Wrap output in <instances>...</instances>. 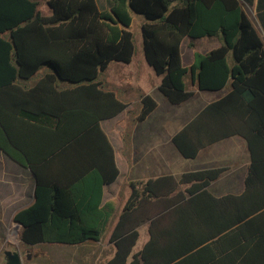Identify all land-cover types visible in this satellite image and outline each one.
<instances>
[{"label":"trees","instance_id":"obj_1","mask_svg":"<svg viewBox=\"0 0 264 264\" xmlns=\"http://www.w3.org/2000/svg\"><path fill=\"white\" fill-rule=\"evenodd\" d=\"M42 1L0 0V150L35 179L32 202L12 215L20 243L81 244L105 232L115 200L102 202L104 187L119 168L101 123L128 103L100 74L112 61H132L128 26L139 13L144 59L169 103L193 96L185 76L202 91L226 89L171 137L175 149L194 158L238 136L250 163L238 194L209 190L222 166L130 181L103 264H264V38L242 0H110L107 9L96 0H44L50 14ZM257 16L264 27V0ZM218 32L222 44L183 65L184 38L193 48ZM156 107L142 95L132 120ZM144 224L148 238L134 250Z\"/></svg>","mask_w":264,"mask_h":264},{"label":"rangeland","instance_id":"obj_2","mask_svg":"<svg viewBox=\"0 0 264 264\" xmlns=\"http://www.w3.org/2000/svg\"><path fill=\"white\" fill-rule=\"evenodd\" d=\"M97 5L100 9H107L110 5V0H96ZM243 2V1H242ZM171 3L169 6L175 4ZM243 10L249 15L254 25L259 29L261 35L264 38V34L261 31L257 16L253 5L242 3ZM40 9L45 14H50L51 11L47 4L43 0ZM145 20L144 16L139 13H132V21L128 28L133 34L134 43V55L130 64L112 61L108 67L100 74V78L110 87H115L119 96L125 100L131 101L132 106H128V113L126 110L123 111L121 118L104 120L103 127L110 137L113 145L117 151L118 162L122 164L124 157L122 155V146L125 145V140L129 145V150L134 152L136 158L151 160L150 163L141 162L135 165L137 172L131 171L127 173L126 182L128 183L132 179L153 177L158 174L172 173L176 176L187 169H198L208 166H214L220 162L215 161L214 157L209 160L205 156L196 158H183L176 151L171 142H168L166 151H168L167 159L162 164H155L156 156L142 155L144 154L141 145L152 141L156 136L167 139L174 131H176L184 122L193 117L206 102L207 98L217 93V97L223 93L226 89L221 92L217 91H203L204 96H196L191 100H187L180 104H171L167 99L159 92L155 87L156 79L159 80V75L155 73L153 68L147 64L144 60L141 43L140 24ZM190 42V38H185L186 41ZM219 40L221 44L224 42L222 34L220 32L213 35H205L193 40L194 51L199 52L204 45L215 44ZM188 42V43H189ZM186 44H184V48ZM191 48V47H189ZM192 49V48H191ZM137 67L143 72V78H138ZM185 87L187 89H193L194 86L189 76L184 78ZM142 88L144 91L150 90L151 94L156 97L157 107L151 112L145 120L137 122L132 120L134 105H138L139 89ZM214 93V94H213ZM245 97H248V93H245ZM128 113V114H127ZM123 140V144L121 139ZM239 139L238 137H231ZM224 142V141H222ZM226 143V142H225ZM206 150V149H205ZM206 153L209 150H206ZM245 153V148L243 149ZM7 157V156H6ZM215 159H218L215 158ZM0 172L5 173L9 179H14V169L8 158L2 159L0 157ZM7 173V174H6ZM4 175V174H1ZM123 176V175H121ZM0 183H4L3 178L0 179ZM8 183H11L10 180ZM128 189L125 184L119 185V200L118 205L122 204L125 200L123 191ZM9 204L5 211V217L9 208ZM13 215V214H12ZM0 216H1V202H0ZM114 216L110 219L105 232L101 236V240L98 243L85 242L81 244H50V243H39L32 246H26L20 243L18 238V232L20 226L16 225L12 216L8 219H0V263L2 261L3 251L7 249H17L23 258L22 264H103V262L112 254L113 247L105 246L108 244L107 232L110 230ZM142 231L146 233L147 226L144 224L141 226ZM140 244V240L137 241L136 247ZM98 248L100 249L98 252ZM95 249V250H94Z\"/></svg>","mask_w":264,"mask_h":264},{"label":"crops","instance_id":"obj_3","mask_svg":"<svg viewBox=\"0 0 264 264\" xmlns=\"http://www.w3.org/2000/svg\"><path fill=\"white\" fill-rule=\"evenodd\" d=\"M242 1L245 2L246 4L253 5L256 16H257V0H252L251 2H247L246 0H242ZM257 21L259 23V26L261 28L262 33L264 34V27L261 25V22H260L258 16H257ZM188 42L189 41L187 40L185 43V38H184L182 43H181V59H182V63L184 66H189L193 63V61H195L194 49L189 48ZM193 43H196V42H193ZM184 44H186L185 48H184ZM220 44H221V42L219 40H217V42L215 44H211V45L208 44L207 46L204 45V47L201 50H199V53H202V54L206 53L210 49L217 47ZM143 57H144V55H143ZM130 63H128V64H130ZM136 70H137L136 76H138V78L142 79L143 78L142 70L138 67ZM159 82H160V77H159V80L156 79V83H155L156 88H157ZM191 82H192L194 88L189 89V90H193L194 94L190 98V100L196 96H204L203 94H205V93L202 90H199L197 88L196 84L192 80H191ZM110 88H112L115 91V93L117 94V96L119 98L126 101L128 103V106H132L131 101L125 100L124 98H122L121 96L118 95L115 87H110ZM139 92L140 93H139L138 98H137L138 105H134L136 108L139 107V101H140V97L142 95L150 94L151 96H153L151 94L150 90L144 91L142 88H140ZM155 98L156 97H154V99ZM216 98H217V93L215 95H211L210 97H208L206 102L200 108V110L207 103L215 100ZM156 102H157V100H156ZM122 113L123 112L119 113L116 117H114L112 119H117V118L120 119L122 116ZM193 117H191L190 119H192ZM112 119H107V120H112ZM190 119H188L186 122H184L170 136H167V139H165L163 137L156 136L152 141H149L147 143H143L141 145V147H142L143 151L147 150V152H144V154H142V155L143 156L144 155L152 156V154L155 155L156 156L155 164H162L163 162H165L167 159V155H168V151H166V147L168 146V142L169 141L171 142V137L180 128H182V126L184 124H186ZM102 123H103V121H102ZM102 127H103V124H102ZM103 129H104V127H103ZM231 137H238V136H231ZM231 137L223 139V140L218 141V142H215L209 146H206V147L200 149L198 151L197 155L194 157V158H196V157L200 156L201 154H203L201 156H205L207 158V160H209L210 158L212 159L214 157L215 161L220 162L219 164L214 165V166H208V167H203V168H198V169H204V168L215 167V166L226 167V169L214 181H212L209 185V190L216 196H220V195H223L226 193L238 194V193L242 192V190L244 188V178H245V175L247 173L248 166L250 163L249 153H248V150L246 147V143L243 139H241L240 137H238L239 139H235V138L233 139ZM109 139H110V137H109ZM123 140H125V139H123V138L121 139L122 144L124 142ZM222 141H224V142H222ZM110 142L112 143L111 139H110ZM112 145H113V143H112ZM128 147H129V145L127 143V140H125V145H124V147L122 146V148H121L122 149V155L124 157V160L122 161V164H121L120 162H118L117 151H116L115 146L113 145V148L115 151L116 163H117V166L119 168V175L117 176L115 181H113L112 183H110L104 187V194H103V199H102V202L106 201L107 199L115 200V209L109 218V221H110L112 216L115 215L113 218L114 221H113V224H112L110 230L107 232L108 244H104L105 246H108V247L112 246L113 252H114V246L112 243L109 242V235H110V232H111V230H112V228H113V226H114V224L118 218V215L122 209V206H123L125 200L127 199L128 195H129V192H130L129 183H130V181L145 180L147 178H153V177H157V176H161V175H165V174H171L178 179L181 176V174L185 171L197 170V168L196 169H187V170L180 172L178 174V176H176L172 173H163V174H158V175L153 176V177L132 179L127 183L126 182L127 173H129L131 171H135V173H136L137 169L135 168V165L137 163L141 162V160H143L142 162H144V163H147V161H148V163L151 162V160L136 158L134 152H131ZM244 148H245V153L243 151ZM205 149L209 150V151L206 152ZM204 150L206 153H204ZM6 156L7 155L0 150V157L2 159L8 158L9 161L11 162L12 166H13V169H14V176L13 177H14V179H9V177H7V175H5V173L0 172V179L3 178V180H4L3 184L0 183V202H1L0 219L1 220L4 218L8 219L9 217L12 216V214L16 210L23 208V207L27 206L28 204H30L33 200V197H34V184H35L34 176L30 173L28 168L18 164L17 162L13 161L8 156L7 157ZM180 156H181V154H180ZM217 157H218V159H215ZM1 174H4V175H1ZM121 175H123V176H121ZM9 180L11 183H8ZM123 184H125V187L128 186V189H125L123 191V196H125V200L122 202V204L118 205L119 185H123ZM9 204H11L12 206H11V208H9L7 215L5 217V211H6V208ZM109 221H108V223H109ZM14 223L16 224V222H14ZM16 225L20 226V224H16ZM147 238H148V233L147 232L145 233L144 231H142V229L140 227L139 228V238H138V240H140V244L138 247L135 246L134 250L139 249L142 246V244L147 240ZM100 240H101V238H100ZM100 240H98V241L89 240V241L94 242V243H98ZM86 242H88V241H86ZM83 243H85V242H83ZM99 250L100 249L98 248V252H99ZM126 264H128V262Z\"/></svg>","mask_w":264,"mask_h":264},{"label":"water","instance_id":"obj_4","mask_svg":"<svg viewBox=\"0 0 264 264\" xmlns=\"http://www.w3.org/2000/svg\"><path fill=\"white\" fill-rule=\"evenodd\" d=\"M35 180V179H34ZM16 224H19L16 222ZM3 259L0 264H22L23 258L17 249H7L3 251Z\"/></svg>","mask_w":264,"mask_h":264}]
</instances>
